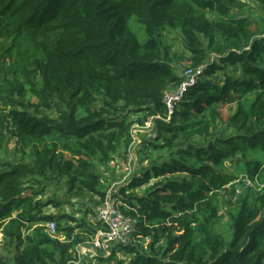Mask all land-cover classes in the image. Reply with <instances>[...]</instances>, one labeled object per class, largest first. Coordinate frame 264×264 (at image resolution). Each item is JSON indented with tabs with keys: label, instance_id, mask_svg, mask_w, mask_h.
<instances>
[{
	"label": "trees",
	"instance_id": "trees-1",
	"mask_svg": "<svg viewBox=\"0 0 264 264\" xmlns=\"http://www.w3.org/2000/svg\"><path fill=\"white\" fill-rule=\"evenodd\" d=\"M257 7L260 23L243 0H0V152L14 140L17 157L0 159V264L76 262L75 248L105 229L87 220L104 201L103 173L127 163L132 128L149 118L145 168L114 195L130 243L101 261L264 264V0ZM167 30L181 55L162 43ZM200 66L167 117L165 93ZM220 106L233 107L225 122ZM58 184L65 206L91 210L47 212L62 205L45 197Z\"/></svg>",
	"mask_w": 264,
	"mask_h": 264
},
{
	"label": "built area",
	"instance_id": "built-area-1",
	"mask_svg": "<svg viewBox=\"0 0 264 264\" xmlns=\"http://www.w3.org/2000/svg\"><path fill=\"white\" fill-rule=\"evenodd\" d=\"M203 66L197 68H187L182 72V81L179 86L172 90H168L163 98V103L166 108L167 117H169L175 110L176 106L182 101L186 90L195 84L196 81L202 76ZM160 119V117H157ZM152 129V118L146 121L145 127L140 128L134 125L132 128V136L134 140V133L141 132V130ZM248 185V181H246ZM115 183L106 190L105 198L102 204L95 208L96 220L101 225L105 226V229H98L93 238L84 245H79L75 248V255L77 257L76 262H70L69 264H81L82 258L86 248L90 250L91 254L96 255L97 252L102 253L108 257L110 254H105L104 251L108 247H114L115 245L127 246L130 243V237L134 231L133 221L125 217L120 210V202L114 197L118 189H115ZM45 232L51 236H55V223L53 221L47 222L43 225ZM2 235L0 233V239Z\"/></svg>",
	"mask_w": 264,
	"mask_h": 264
},
{
	"label": "rangeland",
	"instance_id": "rangeland-1",
	"mask_svg": "<svg viewBox=\"0 0 264 264\" xmlns=\"http://www.w3.org/2000/svg\"><path fill=\"white\" fill-rule=\"evenodd\" d=\"M243 3L246 4L248 6V8H251V10H249L248 12L251 13L250 17L254 18L258 23H260L261 21V17L259 15V9H258V4H259V0H243ZM212 14H208L207 17L211 18ZM229 17H233V15L229 16ZM130 26L133 29V31L137 34V37L139 39V41L143 42L146 39V36L143 32V30H141L140 25L135 21L134 18L131 19L130 21ZM259 27H261L262 25H258ZM167 34V37L165 38V34ZM181 37L179 36V34L175 31L172 30H167L164 35L161 37V41L164 45H168L170 48V52L172 54L178 52V55H181L179 52L181 51L182 48V42L180 41ZM183 53V52H182ZM177 54V53H176ZM183 57H185V55L183 54ZM174 73H176L175 69H172ZM232 108L233 107H227V106H220L219 107V113L221 116V119L225 122L228 118V116L230 115V113L232 112ZM138 116H140L139 114H132L130 117L133 119H136ZM150 119V118H149ZM141 133L144 134V137H152L150 133V131L148 132L147 130H141ZM134 144L131 146V148L128 151V156L126 158L127 163L124 164L122 161L120 160H116L114 162L113 165V170H110L107 173H103V177L107 178L103 179L104 180V186L105 189L107 190L112 183H115V189L117 190L118 187L120 188L122 185L127 184V181L133 176V172L136 170V168L138 167V169L136 170V172L139 170V168H145L143 166L144 165V159L143 157V145L142 142H140V139H138L136 136L139 137V133L136 132L134 133ZM13 142L14 140H11L8 142L7 145V151L5 153L0 152V159L4 160V159H8V160H13L17 159V157L14 156V154H12L13 152ZM140 143V145H138ZM137 144V145H135ZM113 174V175H112ZM112 175V177H111ZM64 187H62L61 184L58 185H54L52 187H49V189L46 191L45 193V197H51L53 196H57L58 201L61 202V206L60 208H48L47 212L49 213H71V214H67V215H77L78 214H84V210H91V208H89L91 206L90 203H88L87 201H76L73 200L72 201V206H65L64 203ZM76 202V203H75ZM86 214V213H85ZM87 220L89 221H95L96 220V215L94 213H91L89 211V213H87ZM102 259L100 257H91L90 259V264H104L102 261Z\"/></svg>",
	"mask_w": 264,
	"mask_h": 264
},
{
	"label": "crops",
	"instance_id": "crops-1",
	"mask_svg": "<svg viewBox=\"0 0 264 264\" xmlns=\"http://www.w3.org/2000/svg\"><path fill=\"white\" fill-rule=\"evenodd\" d=\"M139 133V137L138 136H136L138 139H140V142L142 141V137L140 136V135H142L143 137H144V134H142L141 132H138ZM135 145H137V144H135ZM138 169V167L136 168V170ZM135 170V171H136ZM134 171V172H135ZM133 172V173H134ZM112 248L113 247H108V248H106L105 249V251H104V253L105 254H111V252H112ZM100 257V258H103V259H105L106 258V256L105 255H103L102 256V253H100V252H97V254L96 255H93V254H91V252H90V250L88 251V248H86V250H85V252H84V256H83V258H82V261H81V264H90V259H91V257Z\"/></svg>",
	"mask_w": 264,
	"mask_h": 264
}]
</instances>
